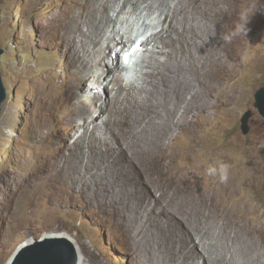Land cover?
Wrapping results in <instances>:
<instances>
[{"label": "rangeland", "instance_id": "1", "mask_svg": "<svg viewBox=\"0 0 264 264\" xmlns=\"http://www.w3.org/2000/svg\"><path fill=\"white\" fill-rule=\"evenodd\" d=\"M79 1L0 0V70L7 93L0 112V264H6L21 244L61 233L74 240L84 264H144L136 248L145 233L153 246L174 256L175 264H189L186 226L198 233L194 236L198 244V237L210 225L206 222L201 227L200 211L206 208L188 206L192 209L187 211L185 225L178 218L156 219L161 208L158 199L162 198L168 210L169 205L183 204L182 197L190 193L203 197L190 192L185 184L196 178L216 180L219 176L208 175L206 169L209 165L218 168L219 163L237 173L242 169L229 197L239 201L233 208L248 224H259L264 230V118L253 107L254 93L264 85V0L214 3L216 28L212 38L199 48L195 46L190 58L179 66L164 68L166 82L150 95L155 101L160 93L163 108L174 99L170 84L175 79L184 97H190V91L213 86V96L208 98L210 108L202 113L205 116L193 118L189 129L173 131L174 138L167 145L170 152L182 154L172 161L167 173L174 177L170 197L158 182L148 181L149 162L161 159L149 161L154 146L147 141L149 119L144 112L131 109L127 103L118 109L111 107L110 88L99 95L78 91L82 102L78 106L74 102L77 98L70 93L72 80L87 75L93 66L92 59L86 62L91 58L88 54L81 53L77 67L70 61L72 40L76 38L63 23L74 11H80ZM163 1L167 5L162 10L146 11L140 6L132 11L128 5L118 16L123 30L115 39L126 43L125 33L136 38L167 28L168 9L175 0ZM253 3L257 11L248 23L246 36L225 43L222 37L232 31L240 8ZM190 13L187 11V19ZM114 23L116 19L107 20L101 47L109 43L107 37ZM205 47L206 51L200 50ZM88 48L97 54L92 44L88 43ZM121 50L111 54L117 64L122 61ZM140 56L144 59L145 54ZM222 60H229L230 68L220 67L218 61ZM174 69L180 71L179 75H174ZM150 70V66L141 65L136 71L145 74ZM92 80H84L87 91H94L88 88ZM248 110L252 111L247 121L249 129L243 133L241 118ZM104 114L111 120L108 125V118L103 121ZM72 119L77 124L75 129L70 125ZM248 156L252 166L247 169L240 165L242 161L248 165ZM184 170L189 172L188 178L180 175ZM142 179L146 187L141 185ZM145 191L142 209L138 199ZM211 196L212 203L217 204L220 198ZM135 200L138 206H133ZM213 221L218 224L215 229L220 241L215 244L210 236L208 249L214 250L219 262L228 253L221 264H234L229 257L233 247L243 244L240 234H254V230L250 225L241 228L240 222L226 223L224 215H216ZM165 222H170V228L164 240H159L155 234H161ZM224 230L229 237L224 236ZM257 245L255 258L264 262V233ZM193 264L206 263L197 259Z\"/></svg>", "mask_w": 264, "mask_h": 264}, {"label": "bare ground", "instance_id": "2", "mask_svg": "<svg viewBox=\"0 0 264 264\" xmlns=\"http://www.w3.org/2000/svg\"><path fill=\"white\" fill-rule=\"evenodd\" d=\"M162 1L80 0L78 2L80 11H74L72 15L67 17V20L63 23V25L68 28L70 33H73L76 38V40H72L73 46L70 52V61L77 67L76 63L81 59L82 53L88 54L91 58H89L90 60L86 62H91L92 59L93 64V66L88 69L89 73L87 75L78 77L76 79L74 78L72 80V84L70 85V93L75 98H77V100L74 102L77 106L82 102V96L78 94V91L85 92L87 94L95 93L99 95L103 92V90L110 88L112 94L110 98L111 107L117 108L121 107L123 103H127L130 104L131 109L144 112L149 119V124H147L148 127H146L149 132L147 141L154 146L153 151L149 155V161L153 162L155 159H161V162H149L148 181L158 182L170 197L173 190L171 187L174 177L171 178L172 175L168 176L167 173L171 168L172 161L175 158H181L182 154L170 152L167 150V145L169 141L174 138L171 136L173 135V131L178 129L181 130V128L184 127L189 129L192 123H194L192 120L193 118L205 116L202 115V113L210 108V102L208 101V98L213 96V86L206 89L205 91L200 89L195 92L190 91V97H184L182 95L183 90L180 89L175 79L170 84V89L173 91L174 99H170L169 102L167 101L168 103L163 108H161V106L164 100L163 97H160V93L153 95L154 99L155 95L157 96L155 101H151L150 95L153 94L152 92L154 90L160 88V86L166 82L165 80L167 75L163 71L164 68L169 65L179 66L181 62L186 61L187 58H190L195 50V46L199 48L200 46L204 45L206 41L208 42L210 38H212L210 36L216 28V15L214 14L213 4H219L223 0H221V2H218V0H175L174 6L168 9V15L166 18H168L169 23L167 28H163L157 33L152 32L148 36L138 34L136 38H132L131 36L129 37V35L125 33L122 36L126 37V43H124L121 39H115L116 36L123 30V25L118 22V16L122 14L123 11H125L128 5H130V9L132 11H136L140 8V6H142L146 11H151L154 8L162 10L167 5V1ZM187 11L191 12L189 19L186 18ZM110 13L113 14V16L114 14L116 15V23H114L111 33H109L107 37L109 43H107L105 47H101V40L103 37H105V27H107V20H115L111 18ZM130 41L132 42L130 43ZM138 41H140L137 44L138 50L135 52H130L131 46L136 44ZM88 43L92 44L98 49L97 54H94L89 50ZM155 44H158V47ZM126 46L128 47L124 49ZM152 46L154 48H160V50L155 51ZM80 47L83 49V51H80ZM119 48L122 49V61L120 64H117L114 57H111V54H115ZM200 50L206 51V47L200 48ZM123 54L127 55V62L123 60ZM141 54H145L144 59H140L142 58L140 56ZM228 61L229 60L218 61V64L220 67L228 69L230 68V66L227 64ZM128 65H133L136 70L138 66L141 65L144 67H146V65L150 66L151 70L145 74L137 72L140 81L139 87L122 85V73L127 70ZM201 68H205V66L201 65ZM97 69L100 71L96 72ZM173 73L177 76L179 75L180 71L178 69H174ZM87 78H93V84H90L88 88L92 87L94 91H87L85 89L84 80ZM130 89H137V92H131ZM96 115L97 114H94L93 118ZM101 117L98 119V121L102 119ZM107 118L108 125L109 121L111 120L108 115L104 114L103 121H105ZM70 125L73 129L77 127V124L74 123L73 119L70 122ZM93 125L94 124H92V126ZM187 151L193 153L194 150L188 149ZM55 154L59 155V151H57ZM246 161L248 162V165L245 166V161H242L240 166H243L247 169L249 167L251 168L252 161L249 156ZM251 171H248V173ZM241 172L242 169L238 173L233 169H229L227 183H221L219 178H216L215 180L213 177L207 179L206 181L196 178L194 182L186 183L185 187L188 188L190 192H198L199 194H202L203 197L190 193L189 195L182 197L184 205L179 202L175 206L169 205L167 210L162 198L158 199L159 206H161V208L159 210L160 214L156 219L163 217V219L167 221H174L178 218L181 219L185 225H187L188 222L186 217L187 211L192 209L188 206H202L206 208L200 211L202 217L201 227L204 226V224L206 226L208 224H206V222H209L210 225L208 228L203 230L202 236L198 237V244H195L194 241V236L196 234L198 235V233H196V231L191 226H186V232L184 234V237L187 241L185 255L190 262L189 264L195 263L197 259H202L206 264H221L222 260L224 261V258L228 259L229 254L224 251L225 254H223L226 257L222 256L221 261L219 262L216 256H214V250L212 252L208 249L210 243H207V240L210 236L213 237L215 244L219 243L220 241V238L216 236L217 230L215 229L218 227V224L213 221V218L216 215L226 216V223L229 221L240 222L241 228H244L245 225H250L254 230V234H240L243 244L239 248L233 247L232 253H230L229 257L231 262H229H233L234 264H264V262H261L260 258V260L255 258V255L258 253V250L256 249L258 238L264 233L263 227L256 223L253 225L248 224L243 219L244 217H242L240 213H237V211H235L233 208V206L238 205L239 201L234 202L229 197L233 193L234 181L235 179L241 177V175H238ZM180 175L184 178H188L189 172L184 170L180 172ZM146 184L147 183L142 179L141 185L146 187ZM146 194L147 192H142L138 199L140 201L141 208H144L143 198H145ZM211 194L217 198H220L217 204L212 203ZM138 204L139 202L135 200L133 206H138ZM215 206L230 207L222 209L216 208ZM134 212L136 215H139L135 209ZM162 226L164 227V230L161 232V234L160 232L155 234L156 238L159 240H164L166 231L170 228V222H165ZM148 236L149 234L147 233H145L143 237L139 236L140 238L138 240V246L136 250L140 260L144 264H175L174 256L153 246L149 239L150 236L147 238ZM224 236L229 237L230 235H228L224 230ZM180 240H183V236L180 238ZM78 252V264H84L85 260L79 249ZM203 254L208 256V258H205ZM6 264H9V261Z\"/></svg>", "mask_w": 264, "mask_h": 264}, {"label": "water", "instance_id": "3", "mask_svg": "<svg viewBox=\"0 0 264 264\" xmlns=\"http://www.w3.org/2000/svg\"><path fill=\"white\" fill-rule=\"evenodd\" d=\"M2 52L0 48V57ZM6 97V88L0 70V112ZM253 107L264 118V85L255 91ZM251 115L250 110L242 115L241 130L243 133L249 129L247 121ZM68 246L72 249L69 250ZM76 247L74 240L64 233L46 235L31 244L25 242L18 246L8 261L9 264H78L79 254Z\"/></svg>", "mask_w": 264, "mask_h": 264}, {"label": "clouds", "instance_id": "4", "mask_svg": "<svg viewBox=\"0 0 264 264\" xmlns=\"http://www.w3.org/2000/svg\"><path fill=\"white\" fill-rule=\"evenodd\" d=\"M257 11L255 4H249L240 9L237 21L234 24L232 31L223 35L222 39L225 43H231L235 37L240 35L246 36L249 31L248 23L251 17ZM140 42V41H139ZM138 44V43H136ZM122 79L125 86H140L138 73L133 65H128L127 70L122 73ZM229 166L224 163H219V167L209 165L206 169L208 175H218L221 183L228 181Z\"/></svg>", "mask_w": 264, "mask_h": 264}, {"label": "snow or ice", "instance_id": "5", "mask_svg": "<svg viewBox=\"0 0 264 264\" xmlns=\"http://www.w3.org/2000/svg\"><path fill=\"white\" fill-rule=\"evenodd\" d=\"M138 50V46H134L133 48H132V51L133 52H135V51H137ZM125 59H127V57H125Z\"/></svg>", "mask_w": 264, "mask_h": 264}]
</instances>
